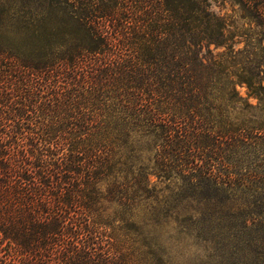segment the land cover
Here are the masks:
<instances>
[{
  "label": "trees",
  "instance_id": "obj_1",
  "mask_svg": "<svg viewBox=\"0 0 264 264\" xmlns=\"http://www.w3.org/2000/svg\"><path fill=\"white\" fill-rule=\"evenodd\" d=\"M234 1L264 37V0ZM41 12L0 35V264H174L170 223L199 264H264L257 43L209 0Z\"/></svg>",
  "mask_w": 264,
  "mask_h": 264
},
{
  "label": "rangeland",
  "instance_id": "obj_2",
  "mask_svg": "<svg viewBox=\"0 0 264 264\" xmlns=\"http://www.w3.org/2000/svg\"><path fill=\"white\" fill-rule=\"evenodd\" d=\"M90 1H94L96 4L100 5L109 0ZM62 3L63 0H0V35H7L12 38L24 36V31L20 26L23 22L33 19V17L40 18L42 15L41 9L44 7L48 8L52 5H61ZM209 3L213 11L229 16V20L233 25L231 29L234 31L236 40L246 39L245 41L248 45L249 43H257L254 45L255 52H257L259 56L262 55L261 57L264 56V51L260 50V47H264V37L257 34L258 28H256L251 21L241 18L239 6L234 0H209ZM29 9H31V15L27 13ZM257 38H259L258 41ZM245 41L238 43L236 47L242 48ZM248 45H246V50L253 48L251 45ZM211 48L214 49L213 46H211ZM221 50V48L214 49L215 52ZM243 55H247V53H243L238 59L244 65L246 59ZM261 69L263 70L261 75H264V65H262ZM237 89L243 97H246L245 88L243 86H237ZM248 100L250 102L256 101L252 98H248ZM152 180H156V177L153 176ZM174 183L175 182L171 181L169 186L170 190L164 192L163 198H167L169 201H173L176 198ZM165 184H162V186ZM148 228L154 231L150 226H148ZM155 231L161 233V241L167 246V251L174 259V264H199L202 261L208 262L214 261L215 259L212 258L210 251H203L202 247H204V245L197 239L180 242L178 236L179 228L176 223L164 224L162 228H157Z\"/></svg>",
  "mask_w": 264,
  "mask_h": 264
}]
</instances>
